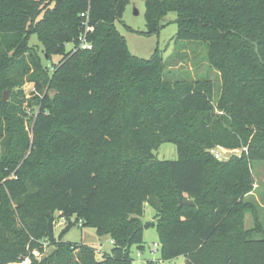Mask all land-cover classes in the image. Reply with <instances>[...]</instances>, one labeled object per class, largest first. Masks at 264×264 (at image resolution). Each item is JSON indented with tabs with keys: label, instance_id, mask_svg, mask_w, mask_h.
<instances>
[{
	"label": "trees",
	"instance_id": "1",
	"mask_svg": "<svg viewBox=\"0 0 264 264\" xmlns=\"http://www.w3.org/2000/svg\"><path fill=\"white\" fill-rule=\"evenodd\" d=\"M129 2L0 0V264H135L131 247L144 248L150 226L164 259L264 264V227L246 200L253 162L264 160V0H144V33L158 34L176 12L177 37L208 44L219 90L212 80H166L158 47L150 58L131 53L116 25ZM84 33L91 49L80 46ZM33 34L60 63L43 64ZM26 79L39 94L32 144L18 115ZM164 142L177 159L156 156ZM216 147L247 151L222 160ZM146 203L156 221H142ZM60 217L69 221L60 239L83 220L111 237L112 251L100 259L58 240ZM45 240L56 249L38 259Z\"/></svg>",
	"mask_w": 264,
	"mask_h": 264
},
{
	"label": "rangeland",
	"instance_id": "2",
	"mask_svg": "<svg viewBox=\"0 0 264 264\" xmlns=\"http://www.w3.org/2000/svg\"><path fill=\"white\" fill-rule=\"evenodd\" d=\"M146 6L144 0H130L126 5L122 21L118 20L116 25L121 33L125 36L128 49L131 53L138 57L150 58L158 47L164 57L165 71L164 78L168 81H192V80H212L216 86V90L220 89L222 84L221 76L219 72L210 64L208 58V44L204 41L194 39H180L178 35V25L175 21L177 18L176 12H170L164 18V24H166L158 34H145L147 30L146 20ZM131 27L133 30L129 29ZM31 46H36L42 57L43 64L53 66V63H60L63 59L62 55L55 54L51 60L45 58L46 51L37 38V35L33 34L30 39ZM67 50L73 48V43L65 45ZM259 52L258 48L256 49ZM260 59L263 58L260 56ZM47 62V63H46ZM55 65V64H54ZM52 72V71H51ZM27 78V77H26ZM27 80V79H26ZM23 92L19 96V100L22 101L21 110L18 115L24 118L23 125L29 134L30 142L33 143L34 134L33 128L36 120L37 113L40 109V105L35 98L39 94L35 93V84L32 81H26L22 87ZM8 91L9 101L12 99L9 90H4V93ZM9 136L7 137V139ZM31 150V147H30ZM216 151L221 153L222 160H227L233 156H239L247 148L239 149H226L222 147H216ZM26 154L25 158L28 156ZM155 154L160 159L174 160L178 158V151L176 144L172 142H164L157 150ZM10 168V166H9ZM255 179V190L253 194H249L246 197L247 201L252 202L257 207V214L259 222L264 227V160H256L253 162L252 168ZM13 173L11 174V176ZM1 190V188H0ZM156 209L149 203L144 206V214L142 221L144 223L156 221ZM59 212L56 213L58 217ZM74 221L76 217L72 218ZM68 220L64 218H57L55 222V235L58 240L69 242L75 245H87L96 249L98 258H102L104 253H110L114 247L111 237L100 236L96 233V230L92 226H87L83 220L76 222L72 228L60 239L59 235L62 230L66 228ZM255 225L254 212H245V227L252 228ZM256 238H261V234ZM50 240H45L44 252L35 254L38 259L49 255L56 249L54 244H51ZM155 243H160L157 228L154 226L147 227L144 231V248L140 249L137 245L131 247V257L135 264H187L186 256H178L172 259H164L161 253V247L155 246ZM154 248H157L154 251ZM35 251V250H34ZM38 251V250H36ZM78 251L75 250V254ZM32 261V257H26L20 264H29Z\"/></svg>",
	"mask_w": 264,
	"mask_h": 264
},
{
	"label": "built area",
	"instance_id": "3",
	"mask_svg": "<svg viewBox=\"0 0 264 264\" xmlns=\"http://www.w3.org/2000/svg\"><path fill=\"white\" fill-rule=\"evenodd\" d=\"M82 16H87V14L85 13V12H83L82 13ZM86 30L88 31V30H93V27L92 26H90L89 24H88V22H86ZM80 46L83 48V49H91L92 47H93V45H92V43L90 42V41H88L87 40V35H86V33H84L81 37H80ZM213 152H214V154H215V156L217 157V158H219V159H222L221 157V153L219 152V151H216L215 149L213 150ZM112 242L114 243V241L112 240ZM155 246H159V247H161L162 245H161V243H155ZM157 250V248H154V251H156ZM36 252V253H35ZM34 253L35 254H40V252L39 251H34ZM37 254V255H38Z\"/></svg>",
	"mask_w": 264,
	"mask_h": 264
},
{
	"label": "water",
	"instance_id": "4",
	"mask_svg": "<svg viewBox=\"0 0 264 264\" xmlns=\"http://www.w3.org/2000/svg\"><path fill=\"white\" fill-rule=\"evenodd\" d=\"M4 101H6L7 99H8V91H6L5 93H4ZM193 204L194 202H193V200H180V204Z\"/></svg>",
	"mask_w": 264,
	"mask_h": 264
},
{
	"label": "crops",
	"instance_id": "5",
	"mask_svg": "<svg viewBox=\"0 0 264 264\" xmlns=\"http://www.w3.org/2000/svg\"><path fill=\"white\" fill-rule=\"evenodd\" d=\"M255 190V189H254ZM254 193V191L251 193V194H253Z\"/></svg>",
	"mask_w": 264,
	"mask_h": 264
}]
</instances>
